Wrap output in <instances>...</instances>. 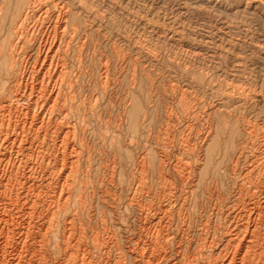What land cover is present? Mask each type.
Here are the masks:
<instances>
[{
	"label": "bare ground",
	"instance_id": "1",
	"mask_svg": "<svg viewBox=\"0 0 264 264\" xmlns=\"http://www.w3.org/2000/svg\"><path fill=\"white\" fill-rule=\"evenodd\" d=\"M68 5L0 0V264H122L124 255L134 264H264V122L248 118L245 103L223 113L210 102L211 82L194 98L182 88L180 138L164 141L151 165L142 86L131 80L116 115L94 120L101 99H112L116 65L126 71L128 52L103 58L98 86L87 90L86 42ZM98 122L136 152V170L116 183L120 197L105 192L111 226L105 219L89 238L80 221L97 191L87 184L94 166L88 134ZM229 123L223 147L221 128ZM122 209L137 221L135 247L119 239Z\"/></svg>",
	"mask_w": 264,
	"mask_h": 264
},
{
	"label": "rangeland",
	"instance_id": "2",
	"mask_svg": "<svg viewBox=\"0 0 264 264\" xmlns=\"http://www.w3.org/2000/svg\"><path fill=\"white\" fill-rule=\"evenodd\" d=\"M52 1L69 4L68 6L73 9L79 19L81 37L86 42L83 54L82 81L87 90L98 86L100 64L103 58L107 56L115 59L114 52L118 51L120 54L128 52L130 58L124 69L126 71L121 69L120 64H117L115 68L120 81L115 84L114 97L112 96L110 100L108 97L101 99V106L94 115V120L96 119L97 122L99 116L104 120L108 119L110 115H116L117 110L123 104L126 85L130 86L131 80L136 89H140L142 86V92L150 106L148 146L151 165L159 156L157 148L162 147V143L175 144L180 138L183 127L178 128L176 118L182 117L177 97L182 88L186 89L185 91L189 94L191 93L190 97L194 98L201 85H208L211 82L212 93H214L210 102L221 107L223 113H227L228 106L229 110L233 111L234 107L245 103V107L253 112L248 118L255 120L257 115L256 119L260 124H263V116L261 118L258 116L261 115L260 109L264 108V104L262 107L264 99L261 100L264 98V0ZM123 80V84L120 83ZM230 95H233L234 98L229 101ZM221 104L222 106H220ZM171 116L175 121H169ZM181 121L183 126V120ZM100 122L94 131L88 134L93 149L92 165L95 167L92 166L93 171H91L87 188L91 190L90 187L93 183L92 186L97 191L93 201L90 200L88 210L80 222H82V227L86 228L89 238L94 237V231L97 232L103 227L105 219L111 226L112 213L109 207L102 203L105 192L111 189L108 191L110 194H114L113 196L117 198L120 197L121 186H117L121 185L122 179L125 180L136 170L135 166L133 168L131 166L136 152H129L125 141L112 137L111 133L107 137V130L100 125ZM223 126L224 129L221 128V133L224 132L222 135V146L224 147L225 139H229L233 124H223ZM168 150L170 149L166 151ZM170 152L172 151L170 150ZM115 155L117 156L116 164L113 160ZM172 155V159H174L175 155L173 153ZM121 160L125 164L124 166H121ZM112 175L114 178H111ZM105 179L107 180L105 181ZM109 181L113 184L111 187L107 185ZM120 214L123 218L125 216L127 222L122 220L126 228L120 233L119 239H121V243H125V247H135L136 242L133 240L138 233L137 221L133 219V215L127 217L125 209H122ZM88 218L92 219L91 226L87 224ZM122 261V264H134L129 255H124Z\"/></svg>",
	"mask_w": 264,
	"mask_h": 264
}]
</instances>
